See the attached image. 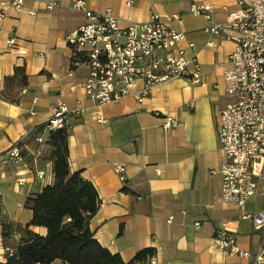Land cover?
I'll use <instances>...</instances> for the list:
<instances>
[{
  "label": "crops",
  "instance_id": "0c3cea01",
  "mask_svg": "<svg viewBox=\"0 0 264 264\" xmlns=\"http://www.w3.org/2000/svg\"><path fill=\"white\" fill-rule=\"evenodd\" d=\"M75 1L25 0L21 11L9 9L0 22V161L13 145L21 144L24 153L23 164L0 166L3 216L25 225L31 219L24 208L26 198L52 184L46 124L54 108L64 103L76 112L67 117L69 168L80 171L98 193L100 206L90 228L102 247L124 262L150 248L155 250V264H249L213 243L215 231L226 224L240 250H264L263 231H254L251 221L243 218L264 208V196L244 209L224 203L221 175L211 174L225 162L217 120L231 103L223 74L230 68L228 56L235 45L223 40L207 47L204 29L223 23L236 10L237 0H133L131 7L125 0H80L86 10H110L121 26L160 17L185 34L181 47L194 44L187 55H195L201 67L199 84L172 79L153 85L144 96V83L137 81L130 95L101 106L81 87L86 69L71 68L65 35L85 23L84 12L72 9ZM52 2L57 7L47 10ZM193 5L211 7V19L191 14ZM173 15L179 19L171 20ZM16 67H24L28 84L18 104H12L2 91L4 78ZM166 117L177 126L165 130ZM39 128L43 130L36 134ZM114 163L124 166L123 179L113 170ZM32 230L46 233L43 228ZM5 260L0 227V263Z\"/></svg>",
  "mask_w": 264,
  "mask_h": 264
},
{
  "label": "built area",
  "instance_id": "2783aa9c",
  "mask_svg": "<svg viewBox=\"0 0 264 264\" xmlns=\"http://www.w3.org/2000/svg\"><path fill=\"white\" fill-rule=\"evenodd\" d=\"M133 3L125 0L127 7ZM24 4L25 0H0V22L9 9L21 11ZM236 5L223 23L205 28L204 33L208 35L207 47L215 48L223 40L235 45L228 56L230 68L223 74L224 93L231 103L217 120V140L225 162L218 172L211 174L221 175L222 202L244 209L251 200L264 196V0H237ZM56 7L53 2L46 5L47 10ZM72 9L84 12L85 23L65 35V43L72 52L71 68L86 69L81 87L96 105L115 103L130 95L137 81L144 83V96L153 85L172 79L201 83L200 64L195 55H187V49H193L194 44L187 43V49L181 47L186 41L185 34L160 17L121 26L110 10H86L80 0L72 4ZM190 13L210 20L212 8L193 5ZM170 19L178 20L179 16ZM13 44L12 39L9 45ZM70 113L76 112L59 103L47 120V130L63 127L69 130ZM176 126L171 117L164 119L165 130ZM8 163L15 166L24 163L16 145L5 152L0 166ZM112 167L123 179L124 166L114 163ZM42 176L40 173L39 177ZM243 218L251 221L254 231L264 234V208ZM213 243L229 256L247 259L249 264H264L263 248L254 253L240 250L226 224L215 231ZM149 264H155L154 256Z\"/></svg>",
  "mask_w": 264,
  "mask_h": 264
},
{
  "label": "trees",
  "instance_id": "16d2710c",
  "mask_svg": "<svg viewBox=\"0 0 264 264\" xmlns=\"http://www.w3.org/2000/svg\"><path fill=\"white\" fill-rule=\"evenodd\" d=\"M27 84L24 67H16L12 76L4 78L2 97L18 104ZM45 144L51 148L53 182L26 198L29 222L20 225L5 218L0 198L1 239L6 249V260L0 264H146L155 250L142 249L132 261L124 262L96 240L90 223L99 210V196L80 171L69 168L68 130L49 131ZM32 228H43L46 233L37 234Z\"/></svg>",
  "mask_w": 264,
  "mask_h": 264
}]
</instances>
